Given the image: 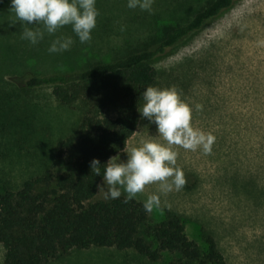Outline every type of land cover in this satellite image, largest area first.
<instances>
[{
  "label": "rangeland",
  "instance_id": "374dc122",
  "mask_svg": "<svg viewBox=\"0 0 264 264\" xmlns=\"http://www.w3.org/2000/svg\"><path fill=\"white\" fill-rule=\"evenodd\" d=\"M4 1L11 9L10 0ZM209 1L153 0L148 11L127 7L128 0H96L100 14L91 40L84 43L65 25L31 44L22 38L25 24L14 11L8 21L1 14L6 24L0 27V42L11 45L6 49L24 61L18 66L4 61L0 71V187L16 188L50 164L61 165L56 143L74 131L84 115L83 103L63 105L51 87L23 91L8 81L13 74L70 72L114 60L159 41L167 28L188 22ZM57 36H71L73 43L68 50L49 53ZM154 67L157 86L175 85L193 107V126L215 140L210 152L173 145L185 184L160 193L159 182H154L134 198L144 202L159 193L160 205L185 218L193 240L201 243L199 229L205 223L231 264H264V0H237L157 58ZM158 135L155 123L141 118L136 134L119 153L121 159L131 147ZM121 195L127 194L122 190ZM95 200L108 199L97 191ZM150 213L155 220L162 217L158 207ZM4 258L0 244V264ZM173 258L166 253L154 262L135 250L93 247L73 249L48 264H169Z\"/></svg>",
  "mask_w": 264,
  "mask_h": 264
},
{
  "label": "trees",
  "instance_id": "16d2710c",
  "mask_svg": "<svg viewBox=\"0 0 264 264\" xmlns=\"http://www.w3.org/2000/svg\"><path fill=\"white\" fill-rule=\"evenodd\" d=\"M236 1L210 0L188 22L167 28L159 41L114 60L70 72H21L10 77L8 81L23 91L51 87L63 105L83 103L84 115L77 128L56 143L61 165L50 164L16 188L0 187L4 264H48L73 249L93 247L135 250L154 262L167 253L174 257L169 264H231L205 223L200 224L199 243L188 235L185 218L169 207L158 206L162 217L155 220L136 198L125 202L121 195L93 201L104 166L101 176L96 175L90 161L95 157L105 163L127 148L141 123L143 91L159 82L155 60ZM6 2L0 0V27L6 24L1 14L8 21L12 13ZM7 45L0 42V71L4 61L12 60L16 66L24 61L8 51Z\"/></svg>",
  "mask_w": 264,
  "mask_h": 264
},
{
  "label": "clouds",
  "instance_id": "9594fccd",
  "mask_svg": "<svg viewBox=\"0 0 264 264\" xmlns=\"http://www.w3.org/2000/svg\"><path fill=\"white\" fill-rule=\"evenodd\" d=\"M10 3L16 18L25 24L22 38L31 44H37L45 33H56L65 25L71 26L81 43L88 42L100 14L96 0H10ZM152 4L153 0H128L127 7L151 11ZM72 43L71 36H57L48 52H63ZM143 100L139 113L149 123H155L159 135L131 147L126 152V159L117 154L105 163L95 157L90 161V169L96 175L101 176V165L104 166L103 184H98L97 188L105 199L119 198L123 190L127 202L154 182H159L160 193L179 190L186 181L183 170L176 166L178 152L173 145L188 150H212L214 135L193 126V107L181 97L175 85H148L143 91ZM160 204V194L153 193L144 201L143 207L145 211H151Z\"/></svg>",
  "mask_w": 264,
  "mask_h": 264
}]
</instances>
